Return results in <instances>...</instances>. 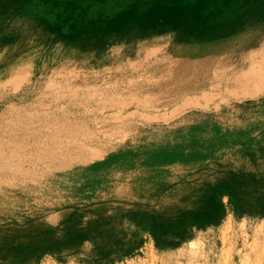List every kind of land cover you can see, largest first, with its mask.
I'll return each instance as SVG.
<instances>
[{"label": "rangeland", "instance_id": "rangeland-1", "mask_svg": "<svg viewBox=\"0 0 264 264\" xmlns=\"http://www.w3.org/2000/svg\"><path fill=\"white\" fill-rule=\"evenodd\" d=\"M15 9L0 0V264H264V218L228 198L173 250L131 221L264 179V0L208 30L81 40Z\"/></svg>", "mask_w": 264, "mask_h": 264}, {"label": "trees", "instance_id": "trees-1", "mask_svg": "<svg viewBox=\"0 0 264 264\" xmlns=\"http://www.w3.org/2000/svg\"><path fill=\"white\" fill-rule=\"evenodd\" d=\"M240 0H11L15 10L36 9L38 19L52 33L68 40L121 37L174 32L194 33L213 28L210 17L234 7ZM246 1V0H245ZM193 35V34H191ZM217 184L199 209L164 217L137 212L131 221L153 239L159 250H173L192 238L194 229L217 226L226 215L228 198L237 217L264 218V179L254 174L235 175ZM243 187L245 188L243 191ZM88 239V237H85ZM131 255V250L110 260Z\"/></svg>", "mask_w": 264, "mask_h": 264}]
</instances>
